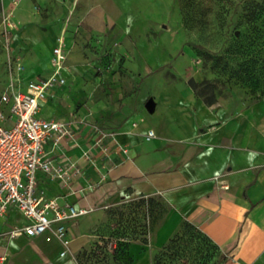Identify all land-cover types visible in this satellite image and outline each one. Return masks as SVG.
I'll return each instance as SVG.
<instances>
[{"label": "crops", "instance_id": "crops-1", "mask_svg": "<svg viewBox=\"0 0 264 264\" xmlns=\"http://www.w3.org/2000/svg\"><path fill=\"white\" fill-rule=\"evenodd\" d=\"M72 1L20 0L13 5L1 0L3 11L12 9L14 22L22 27L12 32L10 41V47L18 43L25 48L20 90L52 73L56 36L79 32L104 38L105 23L118 11L116 0H84L79 12L84 28H69L58 22ZM66 85L46 91L37 117L67 126L69 135L58 142L50 136L44 149L56 166L70 167L69 175L52 179L39 172L37 189L63 207L87 213L66 223L69 243L64 248L54 238L46 241L47 233L10 238L12 227L26 220L9 207L0 218V264H71L70 257L90 244L106 206L122 195L161 196L168 214L157 232V245L184 220L219 248L222 264H264V100L207 105L186 79L156 77L153 95L146 96L152 100L151 111L145 101L144 110L127 112L118 124L104 118L94 123L83 110L63 115L54 109L49 99H60Z\"/></svg>", "mask_w": 264, "mask_h": 264}, {"label": "rangeland", "instance_id": "rangeland-1", "mask_svg": "<svg viewBox=\"0 0 264 264\" xmlns=\"http://www.w3.org/2000/svg\"><path fill=\"white\" fill-rule=\"evenodd\" d=\"M82 1L73 0L58 23L84 28ZM116 1L104 38L79 32L54 38L63 41L69 71L64 95L49 99L56 111L83 110L94 123L118 124L127 112L144 110L156 77L186 79L207 105L264 100V0ZM11 36L6 43L0 30V94L26 55L18 43L10 47ZM167 214L160 195H122L104 209L90 244L75 255L78 264H217L216 248L182 221L157 245Z\"/></svg>", "mask_w": 264, "mask_h": 264}, {"label": "built area", "instance_id": "built-area-1", "mask_svg": "<svg viewBox=\"0 0 264 264\" xmlns=\"http://www.w3.org/2000/svg\"><path fill=\"white\" fill-rule=\"evenodd\" d=\"M20 0H13V5ZM16 29L13 10L3 11L0 30L4 41L9 42L10 34ZM66 52L62 39H57L51 51V72L45 79L30 81L25 90H20V74L24 71L21 61L16 65L13 82L0 94V218L9 207L16 209L26 223L14 226L8 232L10 238L25 235L40 236L45 240H58L67 248L66 223L87 213L75 206H61L56 199L47 198L37 189V174L42 172L50 178H64L69 175L70 167L60 168L45 153V144L50 136L58 142L69 135L67 126L59 121L44 120L37 117L39 101L45 98L46 91L53 86L65 84L62 73L66 69ZM16 84V86H15ZM154 136L152 130L147 138ZM226 189L227 184H221ZM66 251H61L64 256ZM71 264H78L75 256Z\"/></svg>", "mask_w": 264, "mask_h": 264}, {"label": "trees", "instance_id": "trees-1", "mask_svg": "<svg viewBox=\"0 0 264 264\" xmlns=\"http://www.w3.org/2000/svg\"><path fill=\"white\" fill-rule=\"evenodd\" d=\"M189 85L191 86V87H193V89H194V84H192V81H190L189 82ZM182 223H183V226H187V227H190V228H194L195 230H197L199 233H201V235L203 236V237H205L207 240H209L210 241V243L216 248V250L218 251V259H217V264H222V262L224 261V255L220 252V250H219V248L203 233V232H201L200 230H198L197 228H196V226H194V225H192L191 223H189V222H187V221H182ZM176 235V234H175ZM175 235L174 236H172L169 240H168V243H167V245L165 246V250H169L173 245H174V243H175V240H177L176 239V237H175ZM83 250V249H82ZM81 250V251H82ZM78 253H79V251H78ZM77 253V254H78Z\"/></svg>", "mask_w": 264, "mask_h": 264}, {"label": "water", "instance_id": "water-1", "mask_svg": "<svg viewBox=\"0 0 264 264\" xmlns=\"http://www.w3.org/2000/svg\"><path fill=\"white\" fill-rule=\"evenodd\" d=\"M152 107H153V104H152V100L151 99H148L145 103V108L148 110V111H151L152 110Z\"/></svg>", "mask_w": 264, "mask_h": 264}]
</instances>
